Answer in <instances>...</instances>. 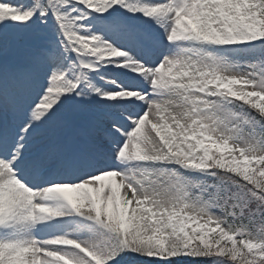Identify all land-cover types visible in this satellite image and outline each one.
Wrapping results in <instances>:
<instances>
[{
	"label": "snow or ice",
	"instance_id": "obj_1",
	"mask_svg": "<svg viewBox=\"0 0 264 264\" xmlns=\"http://www.w3.org/2000/svg\"><path fill=\"white\" fill-rule=\"evenodd\" d=\"M0 264H264V0H0Z\"/></svg>",
	"mask_w": 264,
	"mask_h": 264
}]
</instances>
